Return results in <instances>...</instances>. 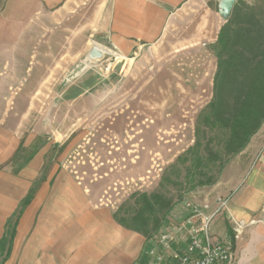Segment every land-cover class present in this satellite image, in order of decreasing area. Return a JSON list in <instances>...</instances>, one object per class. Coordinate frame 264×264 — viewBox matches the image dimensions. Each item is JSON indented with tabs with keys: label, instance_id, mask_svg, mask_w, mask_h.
Segmentation results:
<instances>
[{
	"label": "crops",
	"instance_id": "1",
	"mask_svg": "<svg viewBox=\"0 0 264 264\" xmlns=\"http://www.w3.org/2000/svg\"><path fill=\"white\" fill-rule=\"evenodd\" d=\"M87 1L0 0V91L15 88V78L26 71L23 63L36 52L38 22L52 21L55 15L60 21L70 11L85 8ZM220 2L92 0L91 17L93 29L107 38L115 66L124 62L127 68L135 61L143 67L156 65L160 73L172 64V72L190 83L181 87L213 93L223 29H264V0H238L228 19L220 14ZM78 31L82 35L78 33L74 48L81 44L84 51L85 31ZM170 79L167 74L157 81L169 84ZM1 99L4 95H0V240L42 165L36 159L18 171L10 168L21 146V128L14 111L6 112ZM53 182H44L26 208L6 264H140L148 250L142 235L120 226L106 209L83 212L85 199L81 194L70 196L65 176ZM213 188L218 189L216 195L194 205L208 216L226 202L210 223L211 235L233 241L234 264H264V124L252 143L226 165ZM190 212L178 208L172 222L183 221Z\"/></svg>",
	"mask_w": 264,
	"mask_h": 264
},
{
	"label": "rangeland",
	"instance_id": "2",
	"mask_svg": "<svg viewBox=\"0 0 264 264\" xmlns=\"http://www.w3.org/2000/svg\"><path fill=\"white\" fill-rule=\"evenodd\" d=\"M92 5L88 0L85 8L63 15L61 22L56 15L53 23L38 22L36 52L23 63L26 71L15 78V88L0 91L4 109L14 111L21 128V146L10 168L18 171L40 160L30 188L36 189L32 201L44 182L52 179L55 184L56 177L65 176L70 196L85 199L83 212L106 209L113 217L129 218L137 209L134 196L164 194L174 209L155 237L170 228L178 208L218 193L214 186L193 190L201 180L221 179L220 165L206 161L193 169L196 157L208 158L210 151L223 154L229 136L205 122L210 105L217 102V80L213 93L201 94L200 89L181 87L190 83L172 72V64L160 73L156 65L143 67L135 61L127 68L124 62L115 66L107 38L93 29ZM79 29L85 31L84 51L81 44L74 48L78 33L82 35ZM167 74L173 83L157 81ZM26 208L14 219L18 225ZM16 235L17 230L10 257ZM4 260L1 257L0 264Z\"/></svg>",
	"mask_w": 264,
	"mask_h": 264
},
{
	"label": "trees",
	"instance_id": "3",
	"mask_svg": "<svg viewBox=\"0 0 264 264\" xmlns=\"http://www.w3.org/2000/svg\"><path fill=\"white\" fill-rule=\"evenodd\" d=\"M228 29L230 31L227 32ZM219 46L217 57L220 72L215 87L218 89V98L216 103L210 105L212 113L205 116V122L208 127H220L229 136L225 140L223 154L210 151L208 158L196 157L193 169L196 171L207 161L215 167L220 165L221 175L230 160L247 148L264 124V29L261 26L259 30L256 27L254 30L248 26L234 31L228 26L220 35ZM212 141L209 140L207 150ZM192 175L195 176V172ZM216 183L212 178L201 180L193 186V190L214 186ZM35 191L33 187L22 202V207L7 223L6 232L0 240V258L5 259L1 264H5L10 257L18 226L14 219L22 215L31 203ZM133 198L137 207L134 214L129 218H120L115 214V220L123 228L142 235L146 244H149L154 235L168 223L174 203L161 193H142ZM139 261L140 264H148V255H142Z\"/></svg>",
	"mask_w": 264,
	"mask_h": 264
},
{
	"label": "built area",
	"instance_id": "4",
	"mask_svg": "<svg viewBox=\"0 0 264 264\" xmlns=\"http://www.w3.org/2000/svg\"><path fill=\"white\" fill-rule=\"evenodd\" d=\"M226 207V202L211 215H205L192 204L187 218L172 222L169 229L150 240L149 264H234L233 241H222L211 235L210 223Z\"/></svg>",
	"mask_w": 264,
	"mask_h": 264
},
{
	"label": "water",
	"instance_id": "5",
	"mask_svg": "<svg viewBox=\"0 0 264 264\" xmlns=\"http://www.w3.org/2000/svg\"><path fill=\"white\" fill-rule=\"evenodd\" d=\"M238 0H221L220 2V14L224 19H228L234 9Z\"/></svg>",
	"mask_w": 264,
	"mask_h": 264
}]
</instances>
